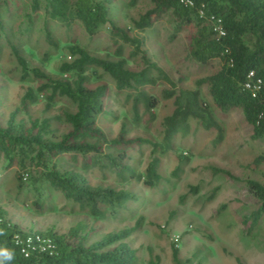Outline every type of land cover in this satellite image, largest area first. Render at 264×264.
<instances>
[{"label":"rangeland","instance_id":"1","mask_svg":"<svg viewBox=\"0 0 264 264\" xmlns=\"http://www.w3.org/2000/svg\"><path fill=\"white\" fill-rule=\"evenodd\" d=\"M149 5L150 0H137L133 5L126 0H113L109 6L113 22L137 39L136 46V42L111 37L105 25L96 33L87 34L77 20L62 23L44 17L41 10L31 11L29 0H7L0 13V124L5 123L24 88L37 82L30 76L19 79V66L11 46L27 64L57 77V64L68 58L65 53L68 43H78L90 53L108 58L118 56L115 48L119 44L120 56L126 58L130 68L142 66L140 56L143 53L162 68L175 86L195 87V79L214 71L219 61L211 59L200 63L191 58L186 44L193 25L179 23L169 10L151 25L140 30L133 28L132 20ZM97 73L99 77L90 76V85L98 81L107 84V92L102 97L103 110L96 118V124L106 137H114L123 122L124 138L139 136L160 140L161 119L172 109L171 99L160 94L168 84L158 80L137 88L155 95L158 102L149 109L138 102L134 120L131 96L134 90H117L107 73L99 69ZM198 88L222 127L223 135L216 145L211 143L213 129L199 127L189 119L188 131L175 132L170 147L160 155L156 168L160 178L154 185L147 186L135 178L120 182L108 171L105 161L85 171L92 183L109 184L133 193L134 199L124 208L114 213L106 210L102 217L93 219L49 186L41 185L39 192L31 184L18 186L15 167L11 166L0 168V209L4 216L23 229L51 227L59 232L79 220L85 225V241L91 242L110 230L131 225L142 215L141 225L126 238L135 250V264H151L149 258L154 255L158 257L156 264H174L170 243L177 246L181 264H264V213L259 217L250 215L257 202L243 182V178L250 177L264 184V162L255 167L248 165L251 158L264 149V137L250 136V125L243 119L240 109L221 110L213 104L205 84ZM43 100L40 98L29 104L15 117L25 120L26 115L52 116L73 109L71 101L61 97L44 110ZM51 126L56 134L67 127L57 119L51 121ZM125 146L127 156L121 160L141 173L149 158V146L133 140ZM103 150L110 151L106 147ZM177 153L189 159L182 171L172 176L169 172ZM77 158L62 154L56 162L62 167L74 168L79 165L80 158ZM209 165L225 168L236 178L212 172ZM188 185H196V190L189 191Z\"/></svg>","mask_w":264,"mask_h":264},{"label":"trees","instance_id":"2","mask_svg":"<svg viewBox=\"0 0 264 264\" xmlns=\"http://www.w3.org/2000/svg\"><path fill=\"white\" fill-rule=\"evenodd\" d=\"M136 1L126 0V3L133 5ZM6 2L0 0V13ZM112 2L29 0V7L31 11L41 10L44 17L62 23L77 20L87 34H94L105 25L111 37L136 42L137 46V39L130 37L111 19L109 6ZM167 10L179 23L193 25L186 44L191 58L200 63L211 59L219 61L214 71L195 79V87L175 86L162 68L143 53L140 56L142 66L130 68L126 58L120 56L119 44L115 48L118 56L108 58L92 54L78 43H68L65 45L68 58L57 64V77L27 64L11 46V53L19 66V79L30 76L37 81L24 88L17 105L9 111L5 123L0 124V168L15 167L18 186L26 183L37 189L41 185L49 186L93 219L102 217L106 210L114 213L118 208H124L134 199L133 193L109 184L92 183L85 171L105 161L108 171L113 172L120 182L135 178L147 186L154 185L160 178L156 169L160 155L170 147L175 132L188 131L189 119L199 127L213 129L211 143L216 145L222 138V127L200 95L198 86L201 84L206 85L207 93L219 109H240L243 119L250 125L252 138L264 137V0H150V5L132 20V27L143 29ZM97 69L109 75L117 90H134L131 95L134 120L138 102L145 109L158 102L155 95L137 88L158 80L168 84L160 94L171 99L172 109L161 119L160 140L139 136L124 138L123 122L114 137H106L96 124V118L103 110L102 97L107 92V84L98 81L90 85L91 75L100 76ZM61 97L71 101L72 110H62L52 116L26 115L25 120L15 117L40 98L44 99L43 109L47 110ZM55 119L67 126L58 134L51 126ZM132 140L149 146V158L141 173L121 160L127 156L125 145ZM104 147L110 151L103 150ZM62 154H69L73 159L79 156V165L74 168L60 166L56 159ZM188 159L187 155L177 153L170 175L177 176ZM263 162L264 149L255 154L248 165L255 167ZM208 167L212 172L236 178L225 168ZM243 182L257 202L250 215L260 216L264 213V184L250 177L243 178ZM188 189L195 191L196 185H188ZM141 221L142 215H139L131 225L110 230L86 242L85 225L79 220L61 232L51 227L23 229L6 218L0 209V248L12 253V258L3 260V264H135V250L126 238L141 225ZM177 251V246L170 243L172 262L181 264ZM157 259L154 255L149 261L156 264Z\"/></svg>","mask_w":264,"mask_h":264},{"label":"clouds","instance_id":"3","mask_svg":"<svg viewBox=\"0 0 264 264\" xmlns=\"http://www.w3.org/2000/svg\"><path fill=\"white\" fill-rule=\"evenodd\" d=\"M12 258V253L7 249L0 248V264H3V260Z\"/></svg>","mask_w":264,"mask_h":264},{"label":"built area","instance_id":"4","mask_svg":"<svg viewBox=\"0 0 264 264\" xmlns=\"http://www.w3.org/2000/svg\"><path fill=\"white\" fill-rule=\"evenodd\" d=\"M218 28H219V27H218ZM218 31H219V32H221V30H220V29H218ZM250 73H251V72H249V74H250ZM246 85H248V84L246 83Z\"/></svg>","mask_w":264,"mask_h":264}]
</instances>
